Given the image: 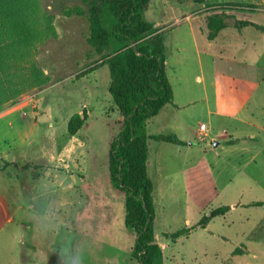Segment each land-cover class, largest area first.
Here are the masks:
<instances>
[{
  "label": "rangeland",
  "instance_id": "374dc122",
  "mask_svg": "<svg viewBox=\"0 0 264 264\" xmlns=\"http://www.w3.org/2000/svg\"><path fill=\"white\" fill-rule=\"evenodd\" d=\"M92 1L24 0L29 18L14 25V82L0 102L1 264H136L124 193L108 173L123 118L107 90V66L90 74L101 66L87 42ZM151 1L159 14L164 4L188 10L198 35L213 31L216 13L228 23L218 37L221 58L193 47L185 26L161 31H169L165 72L182 107L165 109L148 132L187 140H146L162 264H264V81L247 82L264 79V0ZM230 13L252 24L237 29ZM74 116L82 124L72 135ZM222 205L230 209L204 228L175 242L163 235Z\"/></svg>",
  "mask_w": 264,
  "mask_h": 264
},
{
  "label": "trees",
  "instance_id": "16d2710c",
  "mask_svg": "<svg viewBox=\"0 0 264 264\" xmlns=\"http://www.w3.org/2000/svg\"><path fill=\"white\" fill-rule=\"evenodd\" d=\"M147 3L148 0H93L88 9L87 42L99 56V65L108 68L107 90L123 118L121 129L110 142L108 173L111 184L124 193V224L135 235L131 256L136 264H162L163 249L155 241L149 202L152 187L146 167V140L177 145L185 142L173 133H146L147 120L165 105L173 104L172 88L165 72V38L159 28L145 18ZM29 14L24 0H0V102L7 97L5 93L14 82L11 71L16 60V47L11 39L14 25L17 18L26 20ZM220 15H214L218 23L207 33L208 39L228 26ZM226 16L237 29L252 24L249 19L233 13ZM81 124L77 116L72 117L68 132L73 135ZM229 209L228 205L218 206L203 214L193 226L163 235L175 242L197 227L204 228L212 218Z\"/></svg>",
  "mask_w": 264,
  "mask_h": 264
},
{
  "label": "crops",
  "instance_id": "0c3cea01",
  "mask_svg": "<svg viewBox=\"0 0 264 264\" xmlns=\"http://www.w3.org/2000/svg\"><path fill=\"white\" fill-rule=\"evenodd\" d=\"M162 1H163V3L167 2L166 0H162ZM151 2H152L151 0H148L147 6L144 10V16L148 21L152 22L156 27L159 28L158 31H163V30L167 29L169 27V25L172 23L174 24V26H172V28H170L169 31H171L172 29H175L176 27L181 28L182 26H185L186 31L184 33L186 35V39L191 43V45L193 47H195L197 49L198 48L200 49V47H203V48L207 47L208 51H215V55H217L218 58H221V56H222L221 50L223 49V46L221 45L222 42L218 41V37H219L220 32L223 31L224 28L219 30L217 32V34L212 39H208L205 35H203L202 31H201L200 35L197 34L198 27L196 25V19L193 18V15H191L188 10L183 9V8H171V5L168 3L169 5L164 4L166 6V10L163 11L161 14H159V13L155 12L154 8H152ZM191 4L193 6L194 3L191 2ZM168 32H166L164 34L166 48H167L166 43H168V41H167ZM187 35L189 38L187 37ZM179 49H181V48H179ZM166 57H167V54H166ZM165 61H166V59H165ZM103 66H106V65H101V66L97 67L96 69L92 70V72L90 74L93 75L100 67H103ZM247 79H248L247 82H249L250 86H259L264 81V79L258 80L257 76L254 74L251 76V78H247ZM94 91L96 92L95 86L92 87V92H94ZM249 98H250V93L245 94V98L243 100L244 103ZM172 101H173V104L165 105L162 109L159 110V112L155 116H153L147 120V122H146V133L147 134H157V133H149L148 129H149V127L157 124V122H160V119H159L160 115L163 113V111L165 109H168V108L177 109V108H180V106L182 107V105H180L174 101L173 95H172ZM200 122L201 121H198V124ZM207 126H209V125L207 124ZM195 132H197V131H195ZM158 133H162V132H158ZM170 133H172V132H170ZM173 134H175V133H173ZM206 136H209L210 139H212L214 137V135L211 134V131L209 129H208V132H206ZM184 141H185V143H187V140H184ZM216 142L218 143V141H216ZM216 142L213 141L214 145H217ZM175 145H177V144H175ZM16 241H17V239H16ZM20 242H21V240H20ZM17 249L15 251H17L20 254L21 250L19 248H17ZM21 263H23V262H21Z\"/></svg>",
  "mask_w": 264,
  "mask_h": 264
},
{
  "label": "built area",
  "instance_id": "2783aa9c",
  "mask_svg": "<svg viewBox=\"0 0 264 264\" xmlns=\"http://www.w3.org/2000/svg\"><path fill=\"white\" fill-rule=\"evenodd\" d=\"M32 98H33L32 96H28L27 97V100L30 102V101H32ZM205 127H206V124L205 123H201L200 126H199V128L201 130H203ZM223 132H225V131H223Z\"/></svg>",
  "mask_w": 264,
  "mask_h": 264
},
{
  "label": "water",
  "instance_id": "95a60500",
  "mask_svg": "<svg viewBox=\"0 0 264 264\" xmlns=\"http://www.w3.org/2000/svg\"><path fill=\"white\" fill-rule=\"evenodd\" d=\"M134 49H136V48L134 47Z\"/></svg>",
  "mask_w": 264,
  "mask_h": 264
}]
</instances>
